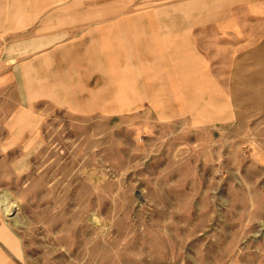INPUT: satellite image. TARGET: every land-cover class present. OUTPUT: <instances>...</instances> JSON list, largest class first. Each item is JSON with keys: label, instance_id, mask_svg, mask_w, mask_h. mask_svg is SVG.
<instances>
[{"label": "rangeland", "instance_id": "rangeland-1", "mask_svg": "<svg viewBox=\"0 0 264 264\" xmlns=\"http://www.w3.org/2000/svg\"><path fill=\"white\" fill-rule=\"evenodd\" d=\"M213 7L187 12L207 25ZM5 106L0 91V199L17 207L0 222L21 263L264 264V117L220 128Z\"/></svg>", "mask_w": 264, "mask_h": 264}, {"label": "crops", "instance_id": "crops-1", "mask_svg": "<svg viewBox=\"0 0 264 264\" xmlns=\"http://www.w3.org/2000/svg\"><path fill=\"white\" fill-rule=\"evenodd\" d=\"M188 4H212L211 23ZM0 91L5 110L251 123L264 117V0H0ZM0 264H23L2 222Z\"/></svg>", "mask_w": 264, "mask_h": 264}, {"label": "bare ground", "instance_id": "bare-ground-1", "mask_svg": "<svg viewBox=\"0 0 264 264\" xmlns=\"http://www.w3.org/2000/svg\"><path fill=\"white\" fill-rule=\"evenodd\" d=\"M7 194H5L4 196H6ZM3 196V197H4ZM2 197V196H1ZM10 199V198H9ZM8 200V199H7ZM5 200V201H7ZM4 200L0 199V206H1V209L3 210V212L7 215V216H10V214H12V211L14 209H16V205L13 204V205H10L9 203H5ZM4 207V209H3ZM16 211V210H15Z\"/></svg>", "mask_w": 264, "mask_h": 264}]
</instances>
